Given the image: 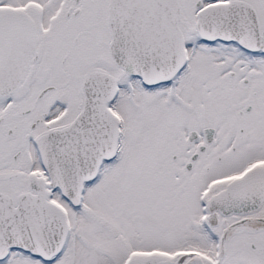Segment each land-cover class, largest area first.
Segmentation results:
<instances>
[{
  "label": "snow or ice",
  "instance_id": "obj_1",
  "mask_svg": "<svg viewBox=\"0 0 264 264\" xmlns=\"http://www.w3.org/2000/svg\"><path fill=\"white\" fill-rule=\"evenodd\" d=\"M0 264H264V0H0Z\"/></svg>",
  "mask_w": 264,
  "mask_h": 264
}]
</instances>
